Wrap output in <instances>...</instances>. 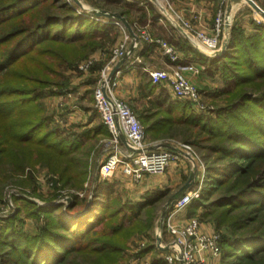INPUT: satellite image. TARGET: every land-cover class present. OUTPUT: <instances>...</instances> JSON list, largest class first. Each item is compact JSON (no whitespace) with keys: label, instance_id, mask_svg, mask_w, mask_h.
Instances as JSON below:
<instances>
[{"label":"trees","instance_id":"1","mask_svg":"<svg viewBox=\"0 0 264 264\" xmlns=\"http://www.w3.org/2000/svg\"><path fill=\"white\" fill-rule=\"evenodd\" d=\"M117 36L115 24L80 16L66 0H0V200L5 183L21 184L11 175L21 174L27 167L30 147L60 157L62 161L52 167L59 169L66 183L84 180L86 161L74 153L86 156L87 147L78 139H87L89 133L62 134L52 125L44 98L70 85L59 68L74 65L75 59L66 57L62 49L86 40L87 57L108 41L113 44ZM194 51L191 59L204 65L206 72L221 74L227 86L219 94L229 95L231 85L264 79V24H257L250 35L234 30L228 49L219 57ZM237 57L241 61L230 62ZM240 66L248 73L238 69ZM158 84L148 80L142 85V97H149V105L138 117L146 134L164 125L202 123L209 141L227 140L210 146L217 160L207 166L208 188L189 209L203 205L210 217L218 211L215 217L220 225L229 224L230 230L222 234L220 242L222 264H264V230L259 228L264 227V220L260 221L264 218V93L243 94L224 111L227 118L206 120L200 114H187L191 108L187 101H170L162 93L151 98ZM180 112L182 117L173 118ZM32 180L30 176L24 184ZM168 192H152L142 201L123 200L114 183L102 180L92 198L73 195V203L66 208L61 203L44 206L14 196L15 201H23L27 215L47 221L36 233L24 230L15 224L20 221L18 206V212L0 227V264H119L128 239L152 228L155 203ZM240 208H245L243 214L230 222L232 212ZM249 211L252 215L245 214Z\"/></svg>","mask_w":264,"mask_h":264},{"label":"rangeland","instance_id":"2","mask_svg":"<svg viewBox=\"0 0 264 264\" xmlns=\"http://www.w3.org/2000/svg\"><path fill=\"white\" fill-rule=\"evenodd\" d=\"M66 1L78 15L85 18L99 17L95 15V12L97 11H108L111 13L119 14L126 19L130 28L139 37L140 41H143L141 37L142 34L146 33L151 38L160 40L167 46L174 47L179 55V48L176 47V45L171 41H175L177 39L182 40V36L180 34H185L187 37H189L192 44L196 48H201L207 52H212L213 55H215V52H218V55L212 57H219L226 52L224 51L223 53H220L224 45L227 42H230L234 30H241L244 34L250 35L257 30V24H264V0H253L258 5V7L261 8L262 11H258L256 8H254L248 2V0ZM230 2L232 5V11L230 13L229 19L227 20L226 11ZM59 4L61 3L59 2ZM146 12H148L149 15H147ZM155 17L160 18V20L162 21H159V24H156L154 26L149 25L147 27L146 24H148L150 19ZM118 21L121 25L124 26L121 20ZM175 28L181 33H178ZM174 29L176 32L173 31ZM126 30L129 35V30L127 28ZM204 37L207 39L216 38V46L210 47L203 39ZM122 42H125L128 47L131 46L128 39ZM122 42H120L119 44H121ZM82 43L84 45H82ZM109 43L110 42L108 41L106 46L94 50L87 57L86 40H84L83 42H77L78 45H66L67 48L62 49L64 53L66 52V57L70 58L71 60L75 59L74 65L66 64L65 66L59 68L61 70V74H64L68 77L70 85L73 81L77 80V78L84 74V72L79 69V65L87 60L94 59L95 53L101 50H105L107 55L112 56L113 49L119 44L114 46V44ZM110 59L108 61H104V64H100L99 68L95 66V63L97 61H95L92 65L91 69L95 67L97 68H95L96 70H94L93 72L95 74L93 78L96 79L94 88L101 76L102 69L110 62ZM236 60L241 61L240 57H237L233 58L230 62H233V64H235L234 61ZM150 61L151 64L156 67L155 69L171 71L172 69L178 67L181 72L188 78V80L197 88H199L185 74L184 68L177 66L174 63L170 67H167L165 64H162V61L160 62L158 58H153ZM199 64L202 65L201 63ZM189 66H192L193 69H189ZM189 66L187 67V69L190 72L193 73L197 71V68L195 66ZM202 66L204 68V73H206L209 78L212 79L209 82L210 86L206 87L205 89L199 88L201 91L200 100L201 103L205 106V109H197L189 102L191 108L190 110H188L187 114H200L203 115L206 120L209 118H211L212 120L223 118L224 120L228 117L226 115V112L224 111L230 108L231 104L238 100L240 96H243V94L246 93L253 96H259L264 93V79L255 78L253 80H248L237 85H231L232 88L230 89L231 93L229 95L225 93L219 94L220 89L226 88L227 86L224 84V80L221 77V74L217 72L215 75H210L208 72H206L204 65ZM238 69L243 70V73L245 74L248 73L243 69V66L238 67ZM124 101L127 102L131 109L139 116V112L131 105V103L126 100ZM183 101L185 100H182V102ZM94 103L95 102L93 99V104ZM45 108L47 113L52 116V125L58 127L59 130H61L62 134L67 135V133L69 132L71 134L78 135L86 130V127L83 128L82 126H80L82 128H76V126L63 125L61 123L58 124L55 118V111L51 112L46 103ZM93 113L95 114V111H93ZM96 114L99 118L95 115V125H98V122L101 123V121L99 120V114ZM162 115L163 114H160V116ZM182 115L183 114L181 112L175 113L173 114V118H180L182 117ZM220 115L221 117H219ZM202 122L205 121L202 120ZM201 124H195L192 126L188 125L184 127L177 125L168 127L167 125H164L165 127L156 129V131L147 134L148 143L163 147L178 148L181 144H189L195 151V158L192 159L185 156L180 157V159L185 160L186 164L188 165L189 171L186 175H182L180 177L181 180L177 185L174 184L173 180L175 178L173 177H175V174L171 169V166L175 161L170 163L165 172L154 174L155 178H157L158 180L167 181L168 185L171 184L168 187H163L162 190H167L169 192L160 202L155 203V218L152 228H155V231L159 233L158 238H153L155 232L151 233V229L134 233L126 243V248L122 253L119 264H131L128 258L124 257V254L128 249H131L133 247L144 248L149 242L153 243L155 246L159 245L160 247L161 244H165L170 240L166 228L162 224V219L165 217V214L169 207H171L172 202L176 197L179 196V192L181 189H183L187 184H190V186L188 187V189H184L183 192L200 188L201 193L197 198L199 199L202 196L203 192L208 188L209 173L207 166L209 162L217 160V153H214L210 149V146L212 144H226L227 140L221 138L215 139V141H209V133L204 130ZM83 125H86V123H84ZM84 138L80 136L78 140L83 141V144L87 147L86 156L81 155L80 151L74 153V156L79 158L80 161H82V159L86 161V167H84L86 168V176L84 180L82 182H79L77 178L74 179V181L77 182L75 184L78 185H75L72 182L66 183V178L64 177V175H61V173L58 171L59 169H57V171L53 169L52 166L55 163L62 161L60 157H57L56 155L53 156L51 152L45 149H39L38 151H36L35 147H30V153L28 155L29 161L26 164L27 167H25L24 171L21 174L11 175V179L13 181H18L21 184H4L2 197L3 200H0V227L4 224V222L6 221L5 219L8 216L15 215L18 212V206H21L18 215L20 221L15 222V224H17L24 230L30 231L31 233H36L38 231V227L47 221V218L44 217L39 220L34 216L27 215V209L23 201H21V199L19 201H15L14 196L26 197L27 199H30L31 201L44 206H51L53 204L61 203L63 204L64 208L73 203L72 201V203L69 204V201L67 199L68 197H71L73 200V195H76L80 199L92 198L96 185L102 181L98 176V168L99 164L101 163V159H105L110 153L109 150L111 147V136L110 134H105L104 130H102V132H100L99 135L94 136V138ZM37 153H39L40 155ZM179 160L176 161L178 162ZM204 166H206L207 174L204 177H201V171ZM258 172L259 171H257L256 174H259ZM30 176L33 177L32 182L24 184V181L29 179ZM202 179L203 182H201ZM127 180L120 182L118 185H115L116 181L113 182L115 185V192H117V194H119L123 200H129V194L131 195V193H133L131 185L133 186L138 184V182L132 178ZM223 190L224 189L222 188L220 194L224 192ZM151 193L152 192H149L144 197H142L144 198L143 200H145L146 196ZM244 209L245 208H240L233 211L231 214L232 218L230 217L229 221L231 222V220L238 219L239 216L243 214ZM208 210L209 209H207L203 205H198L196 207L193 206L190 211H186L187 213L185 214V216L188 217V219H198L201 222V225H212L215 228L214 231H218L221 234L227 233L230 230L229 224L225 223L223 225H220L219 221L215 217L218 211H214V215L210 217L208 216V214H210ZM245 214H251V212L249 211ZM262 220H264V218L261 217L260 221ZM259 228L264 230V227L260 226ZM142 244L145 245L142 246Z\"/></svg>","mask_w":264,"mask_h":264},{"label":"built area","instance_id":"3","mask_svg":"<svg viewBox=\"0 0 264 264\" xmlns=\"http://www.w3.org/2000/svg\"><path fill=\"white\" fill-rule=\"evenodd\" d=\"M96 19L106 24L120 25L118 20L105 17ZM142 39L147 44H158L163 54L172 62L180 59L179 53L172 46H167L160 40L151 38L143 33ZM210 47H215L216 38H203ZM140 42V41H139ZM138 45V44H137ZM137 45L128 47L122 42L113 49L110 62L104 66L101 76L94 88V108L99 114L102 124L105 125L111 136L110 153L104 161L99 164L98 176L100 179H107L121 169L122 172L132 179L139 181L148 174H160L167 170L170 163L179 160L180 157L195 158V151L189 144H181L178 148L163 147L147 142V134L144 125L138 115L131 109L129 104L120 99L115 88L118 81L109 75L114 64L123 58L127 60L141 61L139 56L133 54ZM133 47V48H132ZM208 56H215L197 48ZM221 52V51H220ZM95 58L87 60L79 65L84 73L91 70ZM193 69L192 66L188 67ZM146 71L153 83H167L175 96L181 100L190 102L197 109H205L201 103V91L176 67L171 71L163 69H149ZM124 137L127 148H122ZM207 174L206 166L202 168L201 177ZM203 182V179L201 180ZM201 189L187 190L180 194L167 210L162 224L165 226L170 240L160 247L163 250L162 259L166 264H208L209 258L222 256L221 238L218 231L204 232L201 230V222L196 218H190L183 224L173 222V216L186 209L193 200L200 196ZM145 244H142L144 246ZM131 264H145L136 259Z\"/></svg>","mask_w":264,"mask_h":264},{"label":"crops","instance_id":"4","mask_svg":"<svg viewBox=\"0 0 264 264\" xmlns=\"http://www.w3.org/2000/svg\"><path fill=\"white\" fill-rule=\"evenodd\" d=\"M147 15L149 13L147 12ZM152 17V16H151ZM160 18H152L146 24L148 27L149 25H156L159 24ZM116 29L118 30V36L116 41L113 43L114 46L119 44L120 42L128 39L129 44L133 46L134 39L131 34L128 35L126 27L123 25H115ZM176 29V28H175ZM175 29L173 30L174 32ZM177 30V29H176ZM178 33L179 30H177ZM154 32V31H153ZM130 33V32H129ZM157 35V34H156ZM182 36V40H175L171 41L179 48L180 52V59L178 62L174 63L177 66L184 68L185 74L191 79L193 83H195L199 88L205 89L206 87L210 86L209 82L212 80L209 76L204 73V68L202 65L194 61L193 59V51L194 49L201 52L197 49L191 42L190 38L187 37L185 34H180ZM158 36V35H157ZM180 37V36H178ZM146 42L140 41L136 48L133 49V54L135 56H139L141 61H134V60H127L124 64H122L115 75L118 81V85L116 88V94L120 99L126 100L131 103V105L138 111L141 112L147 107L148 98L149 97H142V85L148 80L152 81L149 73L146 71L147 68L155 69L156 67L151 64V59L158 58L162 64H165L167 67L173 65V63L163 54V50L160 45L158 44H147L145 47ZM130 46V48H131ZM145 47V48H144ZM191 48L192 52L189 54L183 49ZM133 48V47H132ZM195 52V51H194ZM205 54V53H204ZM207 55V54H206ZM94 57L96 58L97 62L95 63L96 67H100V64H104V61H108L111 56L107 55L105 50L98 51L95 53ZM212 57V56H210ZM122 59L118 60L114 66L121 61ZM189 65H193L197 68V71L190 72L187 67ZM95 67V68H96ZM95 68L91 69V71L84 73L82 76L77 78V80L73 81L68 89L53 93H47L44 102L47 104L48 108L51 112L55 111V118L56 122L61 123L63 125L69 126H76V128H85L86 133L88 132V138H94L102 132V121L101 123L98 122V125H95L97 116V112L94 108L93 104V91L95 85V74L93 73ZM112 69V70H113ZM153 83V81H152ZM156 84V83H154ZM158 84V83H157ZM162 91V92H160ZM162 93V94H161ZM160 94L168 95L170 97V101L178 100L182 101L181 99L177 98L173 93L171 87L167 83H160L157 85L156 91L151 95V98H159ZM146 101V102H145ZM146 105V106H145ZM51 106V107H50ZM95 111V114L93 113ZM96 115V116H95ZM98 117V116H97ZM99 118V117H98ZM86 123V125H83ZM82 126V127H80ZM122 148H127V143L123 139ZM106 159V158H105ZM104 158L101 159L100 162L105 160ZM175 174L174 184H179L181 180V176L186 175L189 171L188 165L186 164L184 159H180L178 162L175 161L174 164L171 166ZM127 179H131L130 176L125 175L122 170L118 169L115 171L112 176L107 179H100V180H107L111 183L116 181L115 185H118L120 182H123ZM128 181V180H127ZM138 184L131 185L132 192L131 195L129 194V200L132 201H142L147 193L162 190L163 187H168L170 185L167 184V181L158 180L155 178L154 174L145 175L141 180L137 181ZM125 184V183H124ZM186 211H190L189 206L177 212L173 216V222L178 224H183L187 221L188 217L185 216L187 213ZM214 227L209 224H202L201 230L204 232H213ZM151 233L155 232L153 235L155 239L158 238V232L155 231V228H151ZM147 240V239H146ZM163 250L159 247V245H154L153 243H148L147 246L144 248L133 247L128 249L124 254V257L128 258L130 262L139 259L140 261L144 262L145 264H160L165 263L162 259ZM208 264H222V257H211L209 258Z\"/></svg>","mask_w":264,"mask_h":264},{"label":"water","instance_id":"5","mask_svg":"<svg viewBox=\"0 0 264 264\" xmlns=\"http://www.w3.org/2000/svg\"><path fill=\"white\" fill-rule=\"evenodd\" d=\"M234 1V0H232ZM248 2L254 7L256 8L258 11H262L260 7H258V5L253 1V0H248ZM232 11V5H231V2L229 3L228 7H227V11H226V19L228 20L229 19V16H230V13ZM95 15L99 16V17H106V18H109V19H112V20H121L124 24V26L129 30L131 36L133 37L134 39V43H133V46L135 47L140 39L139 37L132 31V29L130 28L129 24L127 23L126 19L123 17V16H120L119 14H116V13H111V12H108V11H97L95 12ZM229 42H227L222 51L220 53H223L224 51L227 50V47H228V44ZM133 49H131L132 51ZM219 53V54H220ZM218 55V54H217ZM127 61V58H123L116 66L115 68L111 71L109 77L112 78L115 73L117 72V70L119 69V67L124 64L125 62ZM122 139H124V137H122ZM190 186V184H187L183 189L180 190L179 192V195L183 193L184 189H188V187ZM68 201H69V204L72 203V198L71 197H68L67 198ZM160 241V239H159Z\"/></svg>","mask_w":264,"mask_h":264},{"label":"bare ground","instance_id":"6","mask_svg":"<svg viewBox=\"0 0 264 264\" xmlns=\"http://www.w3.org/2000/svg\"><path fill=\"white\" fill-rule=\"evenodd\" d=\"M262 14V13H261Z\"/></svg>","mask_w":264,"mask_h":264}]
</instances>
